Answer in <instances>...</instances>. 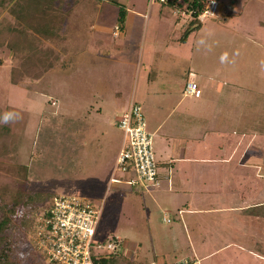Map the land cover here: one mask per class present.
Wrapping results in <instances>:
<instances>
[{
  "label": "rangeland",
  "instance_id": "1",
  "mask_svg": "<svg viewBox=\"0 0 264 264\" xmlns=\"http://www.w3.org/2000/svg\"><path fill=\"white\" fill-rule=\"evenodd\" d=\"M8 1H4V9L0 7V34L5 35L0 43V115L16 111L22 114V119L0 124V131L2 127L9 131L8 151L0 155V188L18 186L55 196L84 198L100 208L95 242L118 236L122 239L123 253L136 257L141 264L189 261L191 248L183 242L185 234H173L177 209L170 206L186 204L189 198L191 203H196L199 198L200 206L210 207L213 202H225L228 189L223 183L216 192V175L211 174L207 182L193 179L187 185L193 191L197 189V195L180 192L177 199H172L163 192V181L162 186L144 180L130 184L126 181L128 176L114 171L123 136L116 125L115 113L118 115L128 105L135 84L144 85L141 65L136 60V43L127 38L120 41L122 37L112 35L114 24L122 25L116 12L118 6L108 0H79L70 4L67 12L60 15L66 23L59 33L61 18L52 17L55 0H30L34 3L31 11L39 12L40 16L48 13L44 15L47 18H42L46 23L39 24L41 17L29 18L27 23L10 19L7 11H15L24 0ZM118 1L125 8V16L126 8L140 11V16L129 14L139 22L146 12L150 21L161 17L158 7L162 0H152L149 5L148 0ZM216 1L219 4L216 16L199 20L197 28L188 31L189 44L185 47L192 48L193 71L212 73L224 79L225 84L220 92L210 93L197 83L202 88V98L189 99L193 100L192 108L200 112L196 123L210 129L207 139L215 138L211 134L216 131L239 134L244 143L249 140L244 153L257 163L263 162L264 170V65L261 63L264 61V0ZM173 9L177 10L174 6ZM179 9L187 10L185 4ZM166 11L162 12L166 19L157 28L159 33L163 35L166 31L164 37L183 34L182 23H186V29L193 18L187 12L184 15L178 12L176 16ZM35 23L38 31L34 30ZM133 29L139 40L142 30L138 22ZM25 37L31 45L23 43L17 50L11 49L10 42ZM202 38L207 46L198 45ZM224 53L228 54V61L221 63ZM164 58L165 54L156 64H168L166 68L177 70H173L174 74L182 64H188L181 59L169 64ZM13 70L18 73L17 84L11 82ZM32 70L43 72L34 76L30 74ZM195 76L194 73L191 77L199 79ZM208 93L211 98H205ZM137 101L149 125L148 104L144 99ZM183 126L190 127L188 123ZM156 139L153 133L154 154L159 146L155 145ZM219 139L222 138L218 136L216 140ZM155 158L158 161L156 154ZM164 169L158 165L159 172ZM261 176L264 177L263 172ZM113 177L118 181H113ZM17 178L25 183H16ZM163 216L170 222L164 221ZM47 261L38 254L35 264H48Z\"/></svg>",
  "mask_w": 264,
  "mask_h": 264
},
{
  "label": "crops",
  "instance_id": "2",
  "mask_svg": "<svg viewBox=\"0 0 264 264\" xmlns=\"http://www.w3.org/2000/svg\"><path fill=\"white\" fill-rule=\"evenodd\" d=\"M78 1H53L56 4L52 3L51 8L55 10L52 17L54 19L61 18L60 15L67 12L70 4L74 5ZM167 1H161L159 4L160 18L157 17L150 21L146 12L144 19L139 22L137 19L129 17V14L140 16L141 12L137 11L136 13L135 10L126 8L128 13L124 17L122 25L114 24L112 35L115 38L122 37L120 41H124L126 38L133 39L136 43V60L141 65V75L144 78L143 86H137V84L133 86L128 105L122 107L121 110H125L131 102L141 105L137 99H144L147 102L150 119L147 127L149 126L148 130L155 134V138L157 137L155 145L159 144L155 151L158 157L157 163L165 168L159 172L158 183L154 184L162 186L163 181V192H167L172 199H177L180 192L184 195H197V189L193 191L191 185L189 187L187 185L192 183L193 179L207 182L211 174L216 175V192L220 191L219 185L223 183L226 185L224 188L228 189L224 194L225 202H213L210 207L200 206L202 201L190 195V197L198 199L196 203H191L189 198L186 204L170 206L177 209L174 211L176 225L173 228V234H185L186 238L183 235L182 239L184 244L191 248L190 259H188L190 263L264 264V177L261 176L262 172L264 176L263 162L257 163L255 158L244 153L249 140H245L244 143V139H241L239 134L235 136L230 131H216L214 134L211 132L212 134H210L215 135V138L210 140L207 139L208 135L206 134L210 129H203L204 126L201 123H196L200 112L192 108L191 101L193 100L189 99L192 96L184 94V78L187 76V81L197 82L200 87L210 90V93L220 92L225 83L224 79L217 78L207 71L203 73L200 70H192V48L188 50L185 47L186 44H189V36L183 38V34L179 36H173V34L164 37L166 31H163V35L159 33L157 28L166 19L162 12L168 13L166 11L168 9L177 16L178 12L173 9V6L176 9L180 8L171 4L172 0H169L170 3ZM152 2V0H148L147 4ZM8 5L6 8L9 7ZM21 5L23 13H20L19 6L15 7V11L12 9L7 11L10 19L13 17L18 22L22 19L24 23H27L29 18L41 17L38 18V24L46 23L44 22L46 19L43 21L42 18H47L44 16L48 14L47 12L40 16L39 12L31 11L34 3L30 0H24ZM0 7L4 9L3 5ZM41 12L43 11L41 10ZM187 16L189 17L188 14ZM175 21L178 22L179 19L176 17ZM135 22L139 23L142 30L138 34V36L141 35L139 40L135 37L136 34L133 35ZM60 23L59 33L63 31V23L65 24L66 21L61 18ZM189 23L187 21V24ZM185 25L186 23H182L180 31L185 30ZM121 44L116 46H121ZM164 54L166 55L164 60L167 63L169 61V64L177 63V59L186 61L188 64H182L180 71L178 70L174 74L173 70H177L166 68L168 64H156ZM194 73L200 81L198 78L191 77L194 76ZM208 94L205 98H211V95L208 96ZM199 98H202V94ZM141 108H143L142 105ZM184 123H188L190 127L184 129ZM218 136L222 139L216 140ZM246 139H250V136ZM256 173L257 175H255ZM164 218L166 219V217L163 216L164 221L170 222L168 217L169 221ZM140 244L139 242L138 246Z\"/></svg>",
  "mask_w": 264,
  "mask_h": 264
},
{
  "label": "built area",
  "instance_id": "3",
  "mask_svg": "<svg viewBox=\"0 0 264 264\" xmlns=\"http://www.w3.org/2000/svg\"><path fill=\"white\" fill-rule=\"evenodd\" d=\"M166 2V0H162ZM219 4L210 0L196 18L216 16ZM192 17V10H175ZM193 18V17H192ZM184 94L198 98L201 89L197 82L189 80L184 86ZM116 125L122 130V144L115 161L114 171L128 176L130 184L138 181L158 183V163L153 151L152 133L147 129V121L141 105L131 102L117 115ZM118 181L117 178H112ZM100 215V208L88 200L73 195H56L46 208L34 215L29 229L30 244L53 264H99L93 255L123 252L122 239L114 236L102 242L93 240ZM165 219V218H164ZM169 221V219H165ZM180 264H191L183 261Z\"/></svg>",
  "mask_w": 264,
  "mask_h": 264
},
{
  "label": "trees",
  "instance_id": "4",
  "mask_svg": "<svg viewBox=\"0 0 264 264\" xmlns=\"http://www.w3.org/2000/svg\"><path fill=\"white\" fill-rule=\"evenodd\" d=\"M5 0H0V5H4ZM13 1V0H10ZM110 3L118 6L119 22H123L125 16V8L119 4L118 0H108ZM210 0H172L171 4L182 7L186 5L188 10H192V17L189 26L183 33V38L187 37L188 31L197 28L199 20L196 16L202 12ZM167 2L170 3L168 0ZM231 3V0H228ZM22 3V2H21ZM19 3L20 13H23L22 5ZM21 7V9H20ZM17 9V11H19ZM38 24H34V30L38 31ZM16 29L15 27H13ZM37 34V32L33 33ZM5 35L0 34V43ZM39 40H42L35 35ZM264 38V37H263ZM38 41V40H36ZM20 42V43H19ZM9 42H7L8 44ZM31 45L25 37L22 41L10 42V47L17 50L19 46ZM31 47V46H30ZM31 49V48H30ZM0 60V64H1ZM36 70L30 71V74L36 76L41 75L42 72L37 73ZM11 82L17 84L18 73L16 70L11 72ZM9 143V131L6 127H2L0 131V155L7 153ZM24 179H15L19 184L25 183ZM55 195L46 191H32L17 187H3L0 188V264H35V261L40 254L29 241L28 232L33 225L34 215L41 208H46L49 205L50 199ZM38 209V210H37ZM93 258L99 264H141L136 257H131L123 252L115 254H99L93 255ZM48 264H53L47 261Z\"/></svg>",
  "mask_w": 264,
  "mask_h": 264
},
{
  "label": "clouds",
  "instance_id": "5",
  "mask_svg": "<svg viewBox=\"0 0 264 264\" xmlns=\"http://www.w3.org/2000/svg\"><path fill=\"white\" fill-rule=\"evenodd\" d=\"M213 2H214V0H213ZM198 45L207 46V41L202 38L198 41ZM220 59H221V63L227 62L228 61V54L224 53ZM261 63H262V65H264V61H262ZM21 119H22L21 113L16 112V111H6L2 115H0V124L7 125V124L17 122Z\"/></svg>",
  "mask_w": 264,
  "mask_h": 264
}]
</instances>
